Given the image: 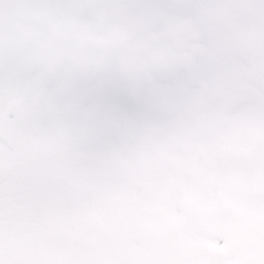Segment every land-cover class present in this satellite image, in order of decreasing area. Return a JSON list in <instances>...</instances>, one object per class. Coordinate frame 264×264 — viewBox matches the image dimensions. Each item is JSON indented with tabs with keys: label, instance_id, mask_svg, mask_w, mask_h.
<instances>
[{
	"label": "snow or ice",
	"instance_id": "6c2138e0",
	"mask_svg": "<svg viewBox=\"0 0 264 264\" xmlns=\"http://www.w3.org/2000/svg\"><path fill=\"white\" fill-rule=\"evenodd\" d=\"M0 264H264V0H0Z\"/></svg>",
	"mask_w": 264,
	"mask_h": 264
}]
</instances>
